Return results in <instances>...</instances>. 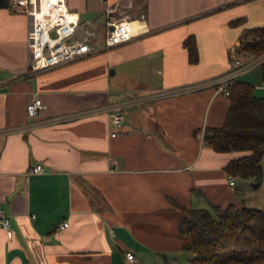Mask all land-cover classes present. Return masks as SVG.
I'll list each match as a JSON object with an SVG mask.
<instances>
[{
    "label": "crops",
    "instance_id": "1",
    "mask_svg": "<svg viewBox=\"0 0 264 264\" xmlns=\"http://www.w3.org/2000/svg\"><path fill=\"white\" fill-rule=\"evenodd\" d=\"M66 6L99 33L97 51L39 72L27 68V16L0 8V209L12 232L9 238L0 226V264L167 261L184 241L176 228L182 213L169 199L209 210L231 204L264 210V194L261 207L253 196L264 179L254 188L252 179L233 176L229 185L223 169L248 152L219 153L203 141L207 128L222 124L227 96L204 86L152 99L207 84L233 59L251 60L255 54L236 47L246 30L264 25V0H66ZM110 7L115 19L131 20L134 37L104 49ZM188 36L196 40V64L183 45ZM236 80L264 99L260 65ZM34 98L44 108L30 118L25 108ZM127 100L134 102L114 137L104 113L54 121ZM36 165L42 171L32 173Z\"/></svg>",
    "mask_w": 264,
    "mask_h": 264
},
{
    "label": "trees",
    "instance_id": "2",
    "mask_svg": "<svg viewBox=\"0 0 264 264\" xmlns=\"http://www.w3.org/2000/svg\"><path fill=\"white\" fill-rule=\"evenodd\" d=\"M7 0H0V8ZM241 19L231 22L237 24ZM190 64L199 60L194 36L184 39ZM237 52H264V25L246 30L239 39ZM264 83V61L260 64ZM229 105L220 126L207 128L203 141L214 151L248 152L230 159L223 167L226 174L252 179L254 188L261 183L264 155V99L254 94L252 85L234 80ZM182 213L176 228L184 239L181 250L192 254L190 264H264V211L228 205L209 209L186 207L168 200Z\"/></svg>",
    "mask_w": 264,
    "mask_h": 264
},
{
    "label": "built area",
    "instance_id": "3",
    "mask_svg": "<svg viewBox=\"0 0 264 264\" xmlns=\"http://www.w3.org/2000/svg\"><path fill=\"white\" fill-rule=\"evenodd\" d=\"M7 8L11 13L24 14L28 18L27 68L32 72H39L54 66L63 65L82 59L97 51L99 33L91 27V22H79L75 13L68 10L66 0H7ZM115 7L107 8L105 15V30L102 35L103 48L108 49L126 43L134 37V28L131 20L115 19L112 17ZM264 61V52L257 54L251 60L244 62L240 58L230 62L229 69L222 75L208 81L207 84L179 86L170 90H163L155 94L152 99H159L198 90L204 86L216 87L217 92L229 96L230 88L236 78L249 69L260 65ZM131 100L108 104L94 108L78 115H64L54 121H68L78 116L104 113L110 120L111 133L114 137L121 129L123 110L133 103ZM44 105L39 98L31 99L26 104V114L34 118ZM42 171L41 165L31 169L32 173ZM233 176L227 174L229 185H233ZM0 226L7 236L12 235L9 215L0 209ZM68 226L67 222L59 225L60 229ZM125 258L131 263L135 258L131 252H125Z\"/></svg>",
    "mask_w": 264,
    "mask_h": 264
},
{
    "label": "rangeland",
    "instance_id": "4",
    "mask_svg": "<svg viewBox=\"0 0 264 264\" xmlns=\"http://www.w3.org/2000/svg\"><path fill=\"white\" fill-rule=\"evenodd\" d=\"M103 31L101 30L100 33H102ZM256 56V54H255ZM249 75L250 76H253L255 74H257V69H253V70H250L249 72ZM261 166H262V179H264V155H263V158H262V161H261ZM261 179V180H262ZM264 181V180H263ZM262 181V182H263ZM253 196H254V199H258L259 200V206L261 207V194L263 195L264 193V188H262L260 186V188H258L257 190L253 191ZM196 207V206H194ZM209 209V208H207ZM261 209V208H260ZM264 211V210H263ZM192 257V254L188 251H181L178 255L176 256H168L167 257V261H165L164 259L160 258L158 261H148L147 264H190V259Z\"/></svg>",
    "mask_w": 264,
    "mask_h": 264
}]
</instances>
